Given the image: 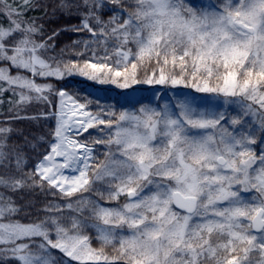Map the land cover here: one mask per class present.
Segmentation results:
<instances>
[{
  "label": "snow or ice",
  "instance_id": "snow-or-ice-1",
  "mask_svg": "<svg viewBox=\"0 0 264 264\" xmlns=\"http://www.w3.org/2000/svg\"><path fill=\"white\" fill-rule=\"evenodd\" d=\"M57 14L79 23L50 31ZM0 17V97L17 98L9 120L58 98L52 138L30 169L22 148H8L13 129L0 127V188L60 195L95 221L49 205L24 223V206L0 191V264H264V0H0ZM68 31L90 35L71 45L84 51L49 55ZM73 76L174 95L107 105L37 82ZM92 191L116 206L80 198L74 209L71 198Z\"/></svg>",
  "mask_w": 264,
  "mask_h": 264
},
{
  "label": "trees",
  "instance_id": "trees-1",
  "mask_svg": "<svg viewBox=\"0 0 264 264\" xmlns=\"http://www.w3.org/2000/svg\"><path fill=\"white\" fill-rule=\"evenodd\" d=\"M45 3H52L54 0H44ZM199 2V0H197ZM219 2V0H217ZM111 7V5L109 6ZM48 11L51 12V7L48 8ZM112 13L106 12L104 19H108ZM29 16H40L43 15V11L29 12ZM52 20L56 21L55 23L46 25V27L51 31L54 29L70 28L72 25L79 23V19L76 17H61L59 14L51 17ZM0 21H3V17H0ZM90 35L86 32L75 33L72 31L61 32V35L56 40V50L55 53H49V55H55L60 53L61 48L68 46V50L63 54L64 59H75L74 52L84 51L83 45L79 48L73 50L71 45L73 41L77 40H89ZM95 47V45H93ZM96 51L103 55L102 49H96ZM109 54H112L113 49L111 46L108 48ZM90 52H86L85 56L81 59H89ZM38 83H52L56 88H63L65 91L69 92L73 96H78L81 99L85 97L99 98L104 101L107 105L125 104L126 100L135 101L142 97L151 99L155 102V96L157 93L164 94L167 93V97L174 95L173 90H168L165 86H155V85H137L134 86L133 90H122L117 88L115 85L105 84L101 85L93 81H89L84 77L73 76L65 78L63 80H57L55 78L49 81L38 80ZM186 91V90H185ZM17 99L11 96V93H4L0 100L3 102L0 103V127H10L13 131L8 135L7 145L8 148L13 146L17 148H22L26 157L28 158L27 168L30 169L32 165L40 157V154L44 153L47 149V141L52 138L51 133L55 128L56 118L53 114L56 111L55 105L58 104V98L54 95H50L49 99L52 100L53 106H49L48 103L43 101L33 100L28 104L19 106V115L21 117H27L25 119H15L9 120V117L15 114V109L13 104H10L9 101ZM12 109V111H10ZM230 111L235 113V110L230 107ZM93 132L95 137L98 133L95 130H90ZM87 135V134H86ZM28 141L26 144L25 141ZM106 149L103 146H97V158L98 161H103L105 159L103 153ZM27 170V169H26ZM14 171V169H13ZM5 169L0 168V174H3ZM95 188H101L102 185H95ZM0 191H5V189L0 188ZM7 195L13 197L18 205L24 206V212L20 213L17 217L23 218L22 222L28 223L31 221H39L45 218L48 213L45 211L46 207L49 205H60L62 215L67 218L69 216H78L82 219H85L89 224L94 223L92 220L90 208H85L83 212H77L73 210H68L65 205L69 202L68 198L61 197L60 195H53L50 192H43L39 188L36 189H25L22 192H6ZM80 198L84 199H95L98 200L104 206H116L117 202H106L104 200H99V197L96 195L95 191L78 193L77 196L71 198L74 209L77 207L76 201ZM125 200L121 197L119 204L124 203ZM93 238V247H101L100 243L96 240V232L94 228H89L87 230ZM111 249L106 248V250ZM112 249L110 250L111 254ZM51 254L58 260H66V257H63V254L59 253L58 250H51Z\"/></svg>",
  "mask_w": 264,
  "mask_h": 264
},
{
  "label": "rangeland",
  "instance_id": "rangeland-1",
  "mask_svg": "<svg viewBox=\"0 0 264 264\" xmlns=\"http://www.w3.org/2000/svg\"><path fill=\"white\" fill-rule=\"evenodd\" d=\"M173 93H174V91H173ZM231 108H233L234 110H235V112H236V108H235V106H230ZM235 114V113H234ZM245 195H249V194H245ZM97 248V247H96ZM110 250L111 249H108V250H106L107 252H110ZM112 253V252H111Z\"/></svg>",
  "mask_w": 264,
  "mask_h": 264
}]
</instances>
